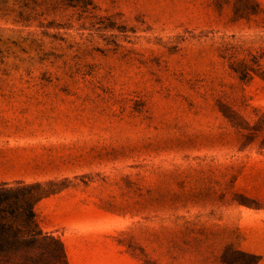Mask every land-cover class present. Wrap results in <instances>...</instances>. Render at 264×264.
Wrapping results in <instances>:
<instances>
[{"label":"rangeland","instance_id":"rangeland-1","mask_svg":"<svg viewBox=\"0 0 264 264\" xmlns=\"http://www.w3.org/2000/svg\"><path fill=\"white\" fill-rule=\"evenodd\" d=\"M250 1L0 0V91L58 101L42 110L56 145L24 185L68 264H264V0Z\"/></svg>","mask_w":264,"mask_h":264},{"label":"crops","instance_id":"crops-1","mask_svg":"<svg viewBox=\"0 0 264 264\" xmlns=\"http://www.w3.org/2000/svg\"><path fill=\"white\" fill-rule=\"evenodd\" d=\"M41 94L0 91V186L32 182L25 174L45 168L48 148L56 145L58 117L43 111L58 101Z\"/></svg>","mask_w":264,"mask_h":264},{"label":"trees","instance_id":"trees-1","mask_svg":"<svg viewBox=\"0 0 264 264\" xmlns=\"http://www.w3.org/2000/svg\"><path fill=\"white\" fill-rule=\"evenodd\" d=\"M253 7L237 0L232 9L240 14ZM37 187L0 186V264H68L62 242L39 227L34 209L45 194Z\"/></svg>","mask_w":264,"mask_h":264}]
</instances>
